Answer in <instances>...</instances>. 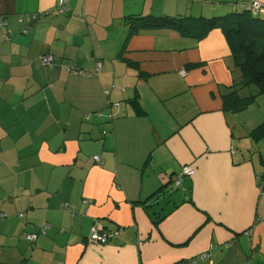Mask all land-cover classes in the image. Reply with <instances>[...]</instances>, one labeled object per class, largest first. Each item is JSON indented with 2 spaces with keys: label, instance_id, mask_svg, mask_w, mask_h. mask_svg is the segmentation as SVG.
Here are the masks:
<instances>
[{
  "label": "crops",
  "instance_id": "crops-1",
  "mask_svg": "<svg viewBox=\"0 0 264 264\" xmlns=\"http://www.w3.org/2000/svg\"><path fill=\"white\" fill-rule=\"evenodd\" d=\"M59 1L0 0V264H264V96L224 109L221 29L142 26L253 0Z\"/></svg>",
  "mask_w": 264,
  "mask_h": 264
},
{
  "label": "trees",
  "instance_id": "trees-1",
  "mask_svg": "<svg viewBox=\"0 0 264 264\" xmlns=\"http://www.w3.org/2000/svg\"><path fill=\"white\" fill-rule=\"evenodd\" d=\"M258 1L264 2V0ZM263 13L261 10L255 11L251 4L249 9L241 12L233 10L224 15L212 17L157 18L148 16L143 20L142 26L154 29H174L198 39L206 37L211 30L221 29L230 48L234 66L242 73L241 85L235 82L230 87V91L222 96L224 109L242 112L259 95H264V19L260 18ZM131 26L134 27L135 25L131 24ZM47 54L50 53L45 55ZM250 85L258 87L259 93L251 97H241L238 93L239 89ZM251 136L255 139L264 137V122L251 132ZM97 163H102V159L101 162ZM178 179L177 176L176 181ZM67 207L70 209L71 206L67 205ZM2 217L6 218L7 215H2Z\"/></svg>",
  "mask_w": 264,
  "mask_h": 264
},
{
  "label": "built area",
  "instance_id": "built-area-1",
  "mask_svg": "<svg viewBox=\"0 0 264 264\" xmlns=\"http://www.w3.org/2000/svg\"><path fill=\"white\" fill-rule=\"evenodd\" d=\"M66 1L67 0H60L57 3V10L59 11H63L65 10V5H66ZM253 9L255 11H259L261 10V12H264V6L263 4L258 1V0H253L252 3ZM40 17H38L37 15H25L21 18V22L24 23L25 25H29L31 23H33L35 20H38ZM6 22L4 21H0V28H3L6 26ZM54 61V57L51 54H47L44 55L42 57V64L45 67L50 66ZM101 67L100 64H98V68L99 69ZM107 132H104V134H106ZM95 161L97 162H101V158L99 156L94 157ZM195 173V170L191 167V166H185L182 169V173L179 175L178 178L182 177V176H193ZM176 183L178 184V180L176 181ZM20 217H23V215H20ZM49 225H44L43 229L44 231H46L47 229H49ZM26 238L28 239V241L30 242H35L38 239V235L37 234H28L26 236ZM109 237L107 235H102L101 233H97V231H95V233L92 235L91 240L93 242H106L108 241ZM204 258L208 257V254H204L203 255ZM195 264V261H190V262H186V263H181V264Z\"/></svg>",
  "mask_w": 264,
  "mask_h": 264
},
{
  "label": "rangeland",
  "instance_id": "rangeland-1",
  "mask_svg": "<svg viewBox=\"0 0 264 264\" xmlns=\"http://www.w3.org/2000/svg\"><path fill=\"white\" fill-rule=\"evenodd\" d=\"M216 16H219V15H216ZM260 18L264 19V17H261V16H260ZM230 60L232 61V58H229V60H228V62H230L229 65L227 64V66H228L227 68L229 69L228 73H230V75L232 77H235L236 80H237V78L242 77V73L238 69L235 68L234 62H231ZM226 77L227 76L224 75V80H225ZM256 92H257V88L255 86H251V87H248L247 89H245L244 94H247L248 97H251L252 95H256L257 94ZM262 99H264V98H259L256 102L253 101L252 104H254V102H255L254 107L253 108H249L248 112H245V113H248L249 115H251L252 112L257 113L259 110H261L260 107L262 105L261 104L262 101H260V100H262Z\"/></svg>",
  "mask_w": 264,
  "mask_h": 264
}]
</instances>
